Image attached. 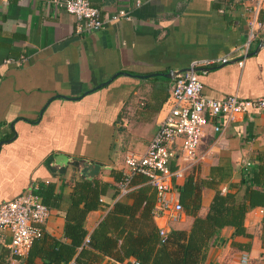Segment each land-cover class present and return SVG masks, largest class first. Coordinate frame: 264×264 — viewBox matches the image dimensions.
<instances>
[{
  "label": "crops",
  "instance_id": "0c3cea01",
  "mask_svg": "<svg viewBox=\"0 0 264 264\" xmlns=\"http://www.w3.org/2000/svg\"><path fill=\"white\" fill-rule=\"evenodd\" d=\"M90 1L105 17L124 8L130 19L79 32L76 18L52 0H0V204L30 186L40 187L41 200L50 208L43 236L70 241L64 227L74 186L92 179L104 191L83 219L84 243L113 209L139 240L156 237L160 227L189 230L194 213L184 208L176 223L152 214L156 191L141 174L132 177L127 194L118 195L124 157L145 151L164 115L173 78L161 73L188 68L193 60L227 57V62L196 68L203 94L218 99L264 94V33L244 49L248 15L238 0H140L138 6L135 0ZM6 58L12 61L5 63ZM216 122L220 130L207 125L197 147L203 157L175 187L179 198L185 178L193 177L200 198L196 214L201 217L216 189H235L230 183H239L264 151L262 115L250 111L229 121L219 116ZM81 162L98 164V173L92 178L80 174ZM212 167L224 171L219 184ZM262 207L246 213L247 234H236L232 226L218 229L202 264H264ZM107 237L118 247L126 238L115 232ZM10 240L4 230L0 264H25L28 254L12 258ZM41 246L49 249L47 241ZM97 254L95 264L135 261L133 256L118 262Z\"/></svg>",
  "mask_w": 264,
  "mask_h": 264
},
{
  "label": "built area",
  "instance_id": "2783aa9c",
  "mask_svg": "<svg viewBox=\"0 0 264 264\" xmlns=\"http://www.w3.org/2000/svg\"><path fill=\"white\" fill-rule=\"evenodd\" d=\"M238 1L248 15L247 40L244 44V49H247L252 40L259 39L264 33V0ZM52 2L76 18V30L79 32L100 30L107 21L130 19L124 8H119L105 17L90 0ZM134 4L138 6L140 0H135ZM228 60L227 57L193 60L188 70L173 77L163 105L164 115L145 151H130L124 157L126 171L117 183L118 195L127 194L131 189L132 177L141 174L156 191L152 214L163 217L170 223L178 222L183 215V205L175 187L184 179L186 169L203 157L197 153V147L206 126L212 125L218 131L221 127L216 122L217 117L224 116L229 121L238 114L250 111L262 115L264 120V94L252 98L229 94L221 99L203 94V85L196 68ZM11 61L10 58L4 59L5 63ZM179 159L181 163H178ZM260 210L264 212V207ZM49 213V206L43 203L34 186L28 187L14 199L0 204V237L4 230L10 232L9 250L12 258H21L28 254L32 243L43 235V225ZM158 233L163 242L167 231L160 227ZM85 242L88 243L89 239L86 238ZM133 264L140 262L135 260Z\"/></svg>",
  "mask_w": 264,
  "mask_h": 264
},
{
  "label": "trees",
  "instance_id": "16d2710c",
  "mask_svg": "<svg viewBox=\"0 0 264 264\" xmlns=\"http://www.w3.org/2000/svg\"><path fill=\"white\" fill-rule=\"evenodd\" d=\"M257 160V165L244 170L239 183H230V187L235 189L226 192L216 189L204 217L196 214L200 207L199 189L193 177L188 175L180 187L179 200L186 212L194 213L192 225L189 230L172 228L163 242L158 229L154 238L143 239L140 236L142 239H136L132 231L123 227V219L117 217L113 209L90 234L89 242L84 243L82 240L86 231L82 225L83 219L89 210L98 206V196L104 189L97 188L92 179L77 181L64 227V235L70 241L42 235L32 243L25 264H95L97 252L113 256L118 262L133 256L140 264H202L209 242L218 229L232 226L236 234H247L244 227L246 213L252 207L264 205V151L258 152ZM211 171L218 175V184L225 178L220 167H212ZM39 188L36 192L41 196ZM241 189L243 192L239 197ZM42 201L47 205L45 199ZM80 202H83L82 208H79ZM111 220L114 223L109 227ZM114 232L118 237H126L119 247L117 241L107 237L108 233ZM38 241H47L49 249L42 247ZM37 257L41 259L40 262L35 260Z\"/></svg>",
  "mask_w": 264,
  "mask_h": 264
},
{
  "label": "water",
  "instance_id": "95a60500",
  "mask_svg": "<svg viewBox=\"0 0 264 264\" xmlns=\"http://www.w3.org/2000/svg\"><path fill=\"white\" fill-rule=\"evenodd\" d=\"M261 45H263V44H261ZM261 45H259L258 48ZM255 52H257V49L253 53H255ZM250 54H252V53H250ZM186 70H188V68L178 69V70H171L168 73H161V75L166 77V78H171L172 79L178 73L184 72ZM78 166H79L80 174H82V175H84V176H86L88 178L94 177L98 173V170L100 168V166L98 164H93V163H89V162H81V163H79Z\"/></svg>",
  "mask_w": 264,
  "mask_h": 264
}]
</instances>
